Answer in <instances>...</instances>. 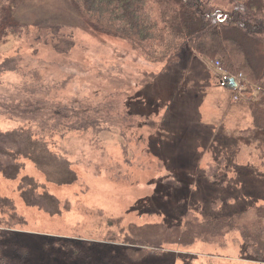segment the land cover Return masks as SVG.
I'll use <instances>...</instances> for the list:
<instances>
[{
  "label": "rangeland",
  "instance_id": "obj_1",
  "mask_svg": "<svg viewBox=\"0 0 264 264\" xmlns=\"http://www.w3.org/2000/svg\"><path fill=\"white\" fill-rule=\"evenodd\" d=\"M13 12L29 28L0 41V62L20 58V71L1 79L0 129L43 123L79 181L48 183L30 160L16 180L0 171V197L15 204L0 208V258L16 264L18 248H26L30 264H264L237 232L223 244H169L136 263L120 240L107 242L130 223L183 226L264 202V131L254 133L245 103L257 88L235 100L220 85L216 61L190 49L172 67L148 61L128 41L91 30L70 0H17ZM47 23L73 31L70 51L45 43ZM35 72L32 93L24 75ZM75 113L88 119L84 131L67 125ZM23 175L70 209L50 216L27 206L17 188Z\"/></svg>",
  "mask_w": 264,
  "mask_h": 264
},
{
  "label": "trees",
  "instance_id": "obj_2",
  "mask_svg": "<svg viewBox=\"0 0 264 264\" xmlns=\"http://www.w3.org/2000/svg\"><path fill=\"white\" fill-rule=\"evenodd\" d=\"M16 1L0 0V41L5 34L21 37L28 31L27 24L15 19L13 5ZM70 1L91 30L128 41L148 61L172 67L190 49L207 60L220 61L229 72L242 73L250 95V87L257 88V95L248 97L245 102L251 112L254 133L264 131V0ZM40 29L45 31V43L58 52L66 53L73 47L74 33L65 26L47 23ZM19 71V56L4 58L0 62V84L5 74ZM153 76L157 75L152 74L150 78ZM24 77L25 88L33 93L40 74L35 72ZM77 114L71 116L67 125L84 131L88 127V119ZM30 116L36 123L34 114ZM36 126L0 129V171L4 177L18 179L26 167V160H30L45 175L48 183L60 186L75 184L79 175L70 158L52 148L42 130L43 123ZM56 128V124L51 126L53 132ZM244 133L250 135L249 130ZM17 188L27 206L50 216L70 209V203L63 205L45 183L32 176L23 175ZM5 205L15 208L14 201L0 197V208ZM233 232L240 234L253 259L264 261V202L233 215L203 219L190 217L183 226L130 223L107 236L110 238L107 242L120 240V247L136 263L150 251H162L169 244L184 247L197 241L223 244L227 235ZM17 254L16 264H30L26 248H18ZM0 264L9 263L7 259L0 258Z\"/></svg>",
  "mask_w": 264,
  "mask_h": 264
},
{
  "label": "built area",
  "instance_id": "obj_3",
  "mask_svg": "<svg viewBox=\"0 0 264 264\" xmlns=\"http://www.w3.org/2000/svg\"><path fill=\"white\" fill-rule=\"evenodd\" d=\"M215 66L217 67V69L220 71L221 74L220 85L223 88H226L234 92L233 98L235 100H238L240 93L243 92L244 89L247 87L246 77L242 73L235 74L225 70L220 61H216ZM232 81L235 83V87H230Z\"/></svg>",
  "mask_w": 264,
  "mask_h": 264
},
{
  "label": "water",
  "instance_id": "obj_4",
  "mask_svg": "<svg viewBox=\"0 0 264 264\" xmlns=\"http://www.w3.org/2000/svg\"><path fill=\"white\" fill-rule=\"evenodd\" d=\"M230 87H235V83L233 81H232V84H231Z\"/></svg>",
  "mask_w": 264,
  "mask_h": 264
}]
</instances>
